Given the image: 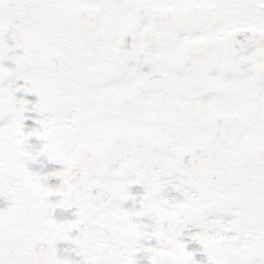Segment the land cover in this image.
Wrapping results in <instances>:
<instances>
[{"label":"snow or ice","instance_id":"1","mask_svg":"<svg viewBox=\"0 0 264 264\" xmlns=\"http://www.w3.org/2000/svg\"><path fill=\"white\" fill-rule=\"evenodd\" d=\"M0 264H264V0H0Z\"/></svg>","mask_w":264,"mask_h":264}]
</instances>
